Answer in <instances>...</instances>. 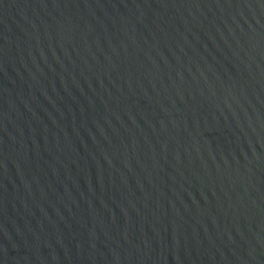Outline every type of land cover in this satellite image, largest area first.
Segmentation results:
<instances>
[{
  "label": "water",
  "instance_id": "95a60500",
  "mask_svg": "<svg viewBox=\"0 0 264 264\" xmlns=\"http://www.w3.org/2000/svg\"><path fill=\"white\" fill-rule=\"evenodd\" d=\"M0 264H264V0H0Z\"/></svg>",
  "mask_w": 264,
  "mask_h": 264
}]
</instances>
